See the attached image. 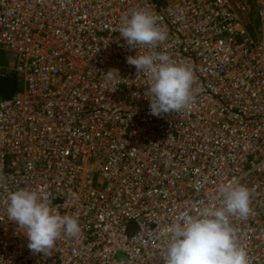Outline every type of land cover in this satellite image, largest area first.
Listing matches in <instances>:
<instances>
[{
	"label": "built area",
	"instance_id": "built-area-1",
	"mask_svg": "<svg viewBox=\"0 0 264 264\" xmlns=\"http://www.w3.org/2000/svg\"><path fill=\"white\" fill-rule=\"evenodd\" d=\"M139 8L168 33L156 51L194 72L190 109L150 114L151 78L126 62L149 49L119 34ZM0 50L22 84L0 98V264H163V230L233 181L251 193L238 241L264 264V0H0ZM21 188L82 235L31 252L7 219Z\"/></svg>",
	"mask_w": 264,
	"mask_h": 264
},
{
	"label": "clouds",
	"instance_id": "clouds-1",
	"mask_svg": "<svg viewBox=\"0 0 264 264\" xmlns=\"http://www.w3.org/2000/svg\"><path fill=\"white\" fill-rule=\"evenodd\" d=\"M119 34L129 48L149 49L145 54L126 57V62L135 66L138 74L151 78L145 92L150 114L160 117L190 109L198 91L195 74L169 54L156 51L168 37L159 17L147 8L135 9L123 17ZM103 75L108 81L121 80L118 69ZM250 195L247 187L233 181L219 186L218 206L204 204L194 213H181L163 230V264H250L232 224L233 218L246 219L249 215ZM6 212L7 219L23 230L28 249L36 254L51 255L58 240L82 235L76 218L61 215L34 189L8 191Z\"/></svg>",
	"mask_w": 264,
	"mask_h": 264
},
{
	"label": "water",
	"instance_id": "water-1",
	"mask_svg": "<svg viewBox=\"0 0 264 264\" xmlns=\"http://www.w3.org/2000/svg\"><path fill=\"white\" fill-rule=\"evenodd\" d=\"M15 90V83L11 77H0V98L9 97Z\"/></svg>",
	"mask_w": 264,
	"mask_h": 264
},
{
	"label": "rangeland",
	"instance_id": "rangeland-1",
	"mask_svg": "<svg viewBox=\"0 0 264 264\" xmlns=\"http://www.w3.org/2000/svg\"><path fill=\"white\" fill-rule=\"evenodd\" d=\"M12 63H13V59H12L11 54L9 52H5V51L0 50V66L1 67H9L12 65ZM2 72L5 73V71H2ZM10 75L13 76L14 79H16L15 90L19 91L22 87V84L17 82L16 73L10 72ZM14 83H15V81H14Z\"/></svg>",
	"mask_w": 264,
	"mask_h": 264
},
{
	"label": "trees",
	"instance_id": "trees-1",
	"mask_svg": "<svg viewBox=\"0 0 264 264\" xmlns=\"http://www.w3.org/2000/svg\"><path fill=\"white\" fill-rule=\"evenodd\" d=\"M11 78H13V76H10ZM13 80L15 81V84H16V79L13 78Z\"/></svg>",
	"mask_w": 264,
	"mask_h": 264
}]
</instances>
